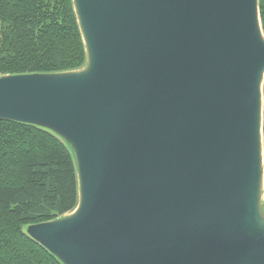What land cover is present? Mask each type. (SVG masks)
I'll return each instance as SVG.
<instances>
[{
	"label": "water",
	"instance_id": "water-1",
	"mask_svg": "<svg viewBox=\"0 0 264 264\" xmlns=\"http://www.w3.org/2000/svg\"><path fill=\"white\" fill-rule=\"evenodd\" d=\"M84 65L0 75L61 138L78 200L25 233L62 264H264L258 0H72Z\"/></svg>",
	"mask_w": 264,
	"mask_h": 264
},
{
	"label": "trees",
	"instance_id": "trees-1",
	"mask_svg": "<svg viewBox=\"0 0 264 264\" xmlns=\"http://www.w3.org/2000/svg\"><path fill=\"white\" fill-rule=\"evenodd\" d=\"M264 34V0H258ZM85 50L72 0H0V75L79 69ZM263 155H264V80ZM78 200L69 146L37 125L0 119V264H62L25 233Z\"/></svg>",
	"mask_w": 264,
	"mask_h": 264
},
{
	"label": "rangeland",
	"instance_id": "rangeland-1",
	"mask_svg": "<svg viewBox=\"0 0 264 264\" xmlns=\"http://www.w3.org/2000/svg\"><path fill=\"white\" fill-rule=\"evenodd\" d=\"M81 68V67H80Z\"/></svg>",
	"mask_w": 264,
	"mask_h": 264
}]
</instances>
